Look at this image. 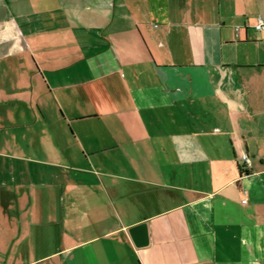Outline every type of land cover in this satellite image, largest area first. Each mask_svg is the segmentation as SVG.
Listing matches in <instances>:
<instances>
[{
    "label": "crops",
    "instance_id": "1",
    "mask_svg": "<svg viewBox=\"0 0 264 264\" xmlns=\"http://www.w3.org/2000/svg\"><path fill=\"white\" fill-rule=\"evenodd\" d=\"M259 20L264 0H0V264H264Z\"/></svg>",
    "mask_w": 264,
    "mask_h": 264
},
{
    "label": "water",
    "instance_id": "2",
    "mask_svg": "<svg viewBox=\"0 0 264 264\" xmlns=\"http://www.w3.org/2000/svg\"><path fill=\"white\" fill-rule=\"evenodd\" d=\"M131 242L136 249H142L148 246L149 234L146 224H139L128 230Z\"/></svg>",
    "mask_w": 264,
    "mask_h": 264
},
{
    "label": "built area",
    "instance_id": "3",
    "mask_svg": "<svg viewBox=\"0 0 264 264\" xmlns=\"http://www.w3.org/2000/svg\"><path fill=\"white\" fill-rule=\"evenodd\" d=\"M255 29L258 31L264 30V24L261 22V20L257 22ZM235 32H237V29L235 30ZM241 161L243 163L242 170L244 172L248 171L250 163L248 157L245 154L241 155Z\"/></svg>",
    "mask_w": 264,
    "mask_h": 264
},
{
    "label": "trees",
    "instance_id": "4",
    "mask_svg": "<svg viewBox=\"0 0 264 264\" xmlns=\"http://www.w3.org/2000/svg\"><path fill=\"white\" fill-rule=\"evenodd\" d=\"M241 172H243V173H244V175H245V174H246V175H248V174H249V172H248V171H245V172H244V171L242 170V168H241Z\"/></svg>",
    "mask_w": 264,
    "mask_h": 264
}]
</instances>
